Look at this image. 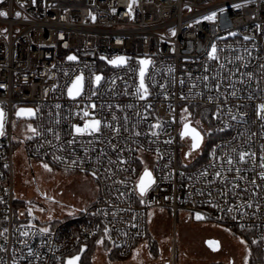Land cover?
<instances>
[{
  "label": "built area",
  "instance_id": "1",
  "mask_svg": "<svg viewBox=\"0 0 264 264\" xmlns=\"http://www.w3.org/2000/svg\"><path fill=\"white\" fill-rule=\"evenodd\" d=\"M0 12V264H64L93 239L127 256L150 208L246 232L264 264V0H0ZM21 106L36 113L23 139ZM95 120L99 132H76ZM187 122L196 150L181 147ZM20 140L28 159L90 175L96 197L30 218L16 204ZM145 169L155 182L142 196Z\"/></svg>",
  "mask_w": 264,
  "mask_h": 264
},
{
  "label": "rangeland",
  "instance_id": "2",
  "mask_svg": "<svg viewBox=\"0 0 264 264\" xmlns=\"http://www.w3.org/2000/svg\"><path fill=\"white\" fill-rule=\"evenodd\" d=\"M14 122V130L22 139L36 132L33 119L15 116ZM187 124L193 128L190 122ZM181 139L184 141L181 143L183 149L193 150L190 134H181ZM23 148V141L20 140L14 150L17 195L24 201L17 207L26 210L30 218L46 220L62 216L96 197L97 184L90 175L62 170L44 160L28 159L23 154ZM148 220L152 238L157 241L158 258L149 257L145 243L139 244L128 258H109V246L100 242L93 264H169L173 260L179 264H198L201 261L209 264H248L245 240L235 237L226 225L194 221L182 212L175 218L168 210L157 208L148 210ZM212 231L221 239L218 250H212L206 244L207 239L213 236Z\"/></svg>",
  "mask_w": 264,
  "mask_h": 264
},
{
  "label": "snow or ice",
  "instance_id": "3",
  "mask_svg": "<svg viewBox=\"0 0 264 264\" xmlns=\"http://www.w3.org/2000/svg\"><path fill=\"white\" fill-rule=\"evenodd\" d=\"M7 13L6 12H0V16H6ZM214 15V14H213ZM17 16H19V13H17ZM173 34H175L173 32ZM210 57L212 59H216V48L215 46L212 47V51L210 53ZM69 59H75V57H69ZM123 63L124 62V58L123 57H118L116 60H112L110 61V63L113 64H117V63ZM140 63L142 65H147L150 63V61L148 60H142L140 61ZM144 76H145V69L141 68L140 69V84L139 87L136 89V94L139 96L140 99H145L147 94H148V88L145 85V80H144ZM101 79V77L97 76L96 77V81L99 82ZM83 84H82V77H77L76 81L73 82L72 86L68 89V93L70 96H77L80 94L81 90H82ZM233 95H235V93H232ZM131 107V105L129 106ZM26 111L29 115H32V110L31 109H27V110H21V112ZM260 111V119L264 120V104L260 105L259 108ZM19 114V113H18ZM85 115H87V113H85ZM3 118V113L0 112V121H2ZM233 119H236V117H232ZM100 124L101 122L99 120H95L93 121L91 124H85L84 128H76V132L77 133H85L88 132L89 134L91 133H96L100 131ZM185 132L182 133V135H191L192 140H193V149L198 148L200 145V141L202 139L200 133L194 129V128H190L188 124H185ZM0 129H2V123H0ZM0 134H3L2 131H0ZM244 156L245 154H241L240 155V160L243 161L244 160ZM229 164L232 163L231 160L228 161ZM45 168H47V165L44 166ZM261 167H264V164L261 165ZM238 171V169H237ZM155 181L152 179V173L149 172L147 169H145L144 173L142 174V176L140 177V181H139V189H140V194L143 196L147 190L151 187V185L154 183ZM197 218L199 219L200 217L197 216ZM46 231V230H44ZM26 235V233H25ZM79 260V257H75L71 260L68 261V264H76V261Z\"/></svg>",
  "mask_w": 264,
  "mask_h": 264
},
{
  "label": "trees",
  "instance_id": "4",
  "mask_svg": "<svg viewBox=\"0 0 264 264\" xmlns=\"http://www.w3.org/2000/svg\"><path fill=\"white\" fill-rule=\"evenodd\" d=\"M22 202H24V201L17 199L16 204L19 205ZM233 234L236 237L239 236L245 240L246 249L248 251V264H257L262 258V252H261L259 244L254 242L253 238L249 234H247L246 232L234 230ZM147 239H148V249H149L150 255L153 258H158L159 257V251H158L157 241L152 238V236L150 235V232H148V234H147ZM86 243H87V250L82 256L81 263L82 264H93V256H94V253H95L97 246L99 244V239L89 240ZM105 244L108 245L107 242H105ZM137 244L138 243L135 244V247ZM109 248H110L109 254H108L109 258H112L113 256H118V257H120V259H124V258H128L132 253L131 252L127 256H122L119 254V252L117 250L111 248L110 246H109Z\"/></svg>",
  "mask_w": 264,
  "mask_h": 264
},
{
  "label": "water",
  "instance_id": "5",
  "mask_svg": "<svg viewBox=\"0 0 264 264\" xmlns=\"http://www.w3.org/2000/svg\"><path fill=\"white\" fill-rule=\"evenodd\" d=\"M98 76L101 77V74H99ZM22 109H23V110L31 109L33 114H32V115H29L26 111L21 112ZM0 112L3 113V108H2L1 106H0ZM18 113H19V114H18ZM3 116H4V115H3ZM15 116H17L18 118H30V119H34V118L36 117V113H35V110H34L33 107H23V106H21V107H18V108L16 109ZM0 123L3 124V118H2V121H0ZM184 126H185V125H184ZM194 129H195V128H194ZM196 130L200 133V135H201V137H202V139H201V141H200V144H201V142H202V140H203V135H202V133H201L198 129H196ZM0 131H1V129H0ZM182 132H185V127H183V131H182ZM199 146H200V145H199ZM198 148H199V147H198ZM198 148H195V149H193V150H196V149H198ZM206 244H207L212 250H218V249L220 248V245H221L219 239L214 238V237H210V238H208L207 241H206ZM86 250H87V245H83L78 253L66 257V259H65V263H64V264H68V261H69V260H71V259H73V258H75V257H77V256L79 257V260L76 261V264H82V263H81V259H82L83 254L86 252Z\"/></svg>",
  "mask_w": 264,
  "mask_h": 264
},
{
  "label": "crops",
  "instance_id": "6",
  "mask_svg": "<svg viewBox=\"0 0 264 264\" xmlns=\"http://www.w3.org/2000/svg\"><path fill=\"white\" fill-rule=\"evenodd\" d=\"M149 232H150V235L152 234L151 233V231H150V222H149ZM213 232V236H214V234H217V233H214V231H212ZM152 236V235H151ZM212 236V237H213ZM217 236V235H216ZM142 243H145V246L147 245V248H148V239H146V240H144V241H141L140 243H138L137 245H136V247H134V249H133V251H132V253H131V256H132V254L134 253V251H135V249L138 247V245L139 244H142ZM149 250V249H148ZM149 257L151 258V255L149 254ZM173 262H175L176 264H179L178 262H177V260H173L172 261V264H173ZM187 263V262H186ZM186 263H180V264H186ZM170 264V263H169ZM187 264H189V263H187ZM198 264H209V262H205V261H201V262H198Z\"/></svg>",
  "mask_w": 264,
  "mask_h": 264
},
{
  "label": "flooded vegetation",
  "instance_id": "7",
  "mask_svg": "<svg viewBox=\"0 0 264 264\" xmlns=\"http://www.w3.org/2000/svg\"><path fill=\"white\" fill-rule=\"evenodd\" d=\"M193 128H195L194 126H193ZM196 129V128H195ZM234 235V234H233ZM235 236V235H234ZM214 238H217V239H219V241L221 240L218 236H213ZM236 237V236H235Z\"/></svg>",
  "mask_w": 264,
  "mask_h": 264
},
{
  "label": "bare ground",
  "instance_id": "8",
  "mask_svg": "<svg viewBox=\"0 0 264 264\" xmlns=\"http://www.w3.org/2000/svg\"><path fill=\"white\" fill-rule=\"evenodd\" d=\"M30 119V118H29ZM183 131V130H182ZM19 142V141H18ZM140 243V242H139ZM123 256V255H122ZM173 263H175V262H173ZM170 264H172V263H170ZM176 264V263H175Z\"/></svg>",
  "mask_w": 264,
  "mask_h": 264
}]
</instances>
